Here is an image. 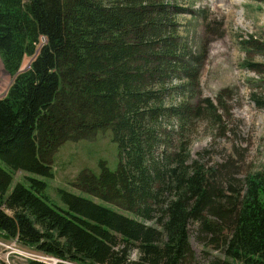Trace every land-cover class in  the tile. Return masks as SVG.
I'll return each instance as SVG.
<instances>
[{"label":"trees","instance_id":"trees-1","mask_svg":"<svg viewBox=\"0 0 264 264\" xmlns=\"http://www.w3.org/2000/svg\"><path fill=\"white\" fill-rule=\"evenodd\" d=\"M171 7L0 0V56L12 78L0 97L1 238L56 264H188L197 225L232 260L264 264V167L239 186L230 176L226 188L215 167L191 159L186 128L204 110L186 97L183 82L195 77ZM108 131L117 169L102 161L98 175L76 181L89 197L61 190L65 206L51 201L48 148ZM17 170L31 175L26 183L13 185Z\"/></svg>","mask_w":264,"mask_h":264},{"label":"rangeland","instance_id":"rangeland-1","mask_svg":"<svg viewBox=\"0 0 264 264\" xmlns=\"http://www.w3.org/2000/svg\"><path fill=\"white\" fill-rule=\"evenodd\" d=\"M166 1L172 6V36L185 47L195 77L194 81L183 82L186 97L204 110L186 128L191 159L215 167L224 187L230 176L238 180L235 183L239 186L249 174L264 167V107L256 102V98L264 101V0ZM30 62L31 58L26 57L23 68ZM11 81L0 56V97ZM203 99L212 103L211 110L205 109ZM48 150L53 175L45 179L47 194L61 206H65L61 190L89 197L76 184L82 171L98 175L102 161L112 170L118 166L117 145L109 131ZM26 177L31 175L17 170L13 185L26 183ZM190 243L194 256L188 264H242L225 255L222 243H208L197 225L190 227ZM26 259L58 262L16 240L0 237L1 261L19 264Z\"/></svg>","mask_w":264,"mask_h":264}]
</instances>
